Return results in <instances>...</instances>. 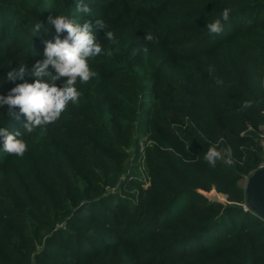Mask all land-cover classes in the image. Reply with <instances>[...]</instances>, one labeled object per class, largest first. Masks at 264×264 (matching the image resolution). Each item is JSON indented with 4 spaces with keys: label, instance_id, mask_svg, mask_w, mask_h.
Wrapping results in <instances>:
<instances>
[{
    "label": "trees",
    "instance_id": "16d2710c",
    "mask_svg": "<svg viewBox=\"0 0 264 264\" xmlns=\"http://www.w3.org/2000/svg\"><path fill=\"white\" fill-rule=\"evenodd\" d=\"M90 7L81 16L73 0H0V82L43 58L55 31L31 40L36 19H99L115 36L100 37L107 54L90 61L97 75L77 84L78 104L25 136L23 157L0 152V264H264V219L240 186L263 157L264 0ZM226 7L223 33L209 36ZM149 33L157 42L144 53ZM24 122L0 110V127L23 133ZM210 145L235 163L210 167Z\"/></svg>",
    "mask_w": 264,
    "mask_h": 264
},
{
    "label": "clouds",
    "instance_id": "9594fccd",
    "mask_svg": "<svg viewBox=\"0 0 264 264\" xmlns=\"http://www.w3.org/2000/svg\"><path fill=\"white\" fill-rule=\"evenodd\" d=\"M75 13L81 16H89L92 12L90 0H73ZM232 9L224 8L218 17L207 22L206 29L209 36H218L223 33L225 24L230 19ZM72 15L61 12L49 15L46 22L36 19L30 29L31 40L41 33L47 35L52 29L55 35L51 40H45L43 58L36 60L30 70L26 61L18 67L11 68L0 82V89L8 83L25 81V78H33L32 83H18L10 88L7 94L0 91V110L6 109V114L11 119L26 122L22 124L23 133L17 129L9 131L0 127V140L2 147L0 152L23 157L28 151V143L25 136L31 135L37 129L45 130L47 126L56 123L68 106L78 104L82 95L77 84H87L97 73L90 67V61L107 54V50L100 39L115 42L114 33L108 30L103 20H84L78 23L70 19ZM102 32V35L99 33ZM66 33L65 36H61ZM145 45L141 51H149L148 44L157 42L153 34H145ZM36 56V55H35ZM35 59V57H34ZM217 85L222 81L217 80ZM251 106V101H245L243 108ZM204 161L212 168L218 161L232 166L235 161L229 150H220L217 145H210L204 153Z\"/></svg>",
    "mask_w": 264,
    "mask_h": 264
},
{
    "label": "water",
    "instance_id": "95a60500",
    "mask_svg": "<svg viewBox=\"0 0 264 264\" xmlns=\"http://www.w3.org/2000/svg\"><path fill=\"white\" fill-rule=\"evenodd\" d=\"M244 190L247 208L264 219V167L250 174L245 181Z\"/></svg>",
    "mask_w": 264,
    "mask_h": 264
},
{
    "label": "rangeland",
    "instance_id": "374dc122",
    "mask_svg": "<svg viewBox=\"0 0 264 264\" xmlns=\"http://www.w3.org/2000/svg\"><path fill=\"white\" fill-rule=\"evenodd\" d=\"M143 143V142H141ZM241 187L245 186V179L240 183ZM207 197V199L211 200V201H217L223 205L227 204V200L226 197L224 195L221 194H217L215 191H211L210 193L205 195Z\"/></svg>",
    "mask_w": 264,
    "mask_h": 264
},
{
    "label": "built area",
    "instance_id": "2783aa9c",
    "mask_svg": "<svg viewBox=\"0 0 264 264\" xmlns=\"http://www.w3.org/2000/svg\"><path fill=\"white\" fill-rule=\"evenodd\" d=\"M260 131H261V135H260V137H261V146L263 148V157H262V163L260 164L259 168H263L264 167V126H262L260 128ZM246 179H245V181H246Z\"/></svg>",
    "mask_w": 264,
    "mask_h": 264
}]
</instances>
